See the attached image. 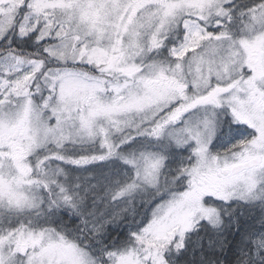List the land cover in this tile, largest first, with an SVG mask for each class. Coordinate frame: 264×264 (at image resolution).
Masks as SVG:
<instances>
[{"label":"snow or ice","instance_id":"1","mask_svg":"<svg viewBox=\"0 0 264 264\" xmlns=\"http://www.w3.org/2000/svg\"><path fill=\"white\" fill-rule=\"evenodd\" d=\"M204 227L264 264V0H0V264H180Z\"/></svg>","mask_w":264,"mask_h":264},{"label":"trees","instance_id":"2","mask_svg":"<svg viewBox=\"0 0 264 264\" xmlns=\"http://www.w3.org/2000/svg\"><path fill=\"white\" fill-rule=\"evenodd\" d=\"M225 234L228 235L229 240H232L233 242L238 241L240 238L239 233L234 232V230L231 229ZM197 237H203V239L198 240ZM213 238L214 235L210 227L201 228L198 233L193 235V240L189 244L188 253L185 256L179 258L180 264H204V262L201 261L202 252L204 253L205 260L210 257H219L221 260L225 261L226 264H235V243L230 246L228 252L220 256L219 253H214L208 247V241ZM198 243L201 245V247L197 246Z\"/></svg>","mask_w":264,"mask_h":264}]
</instances>
